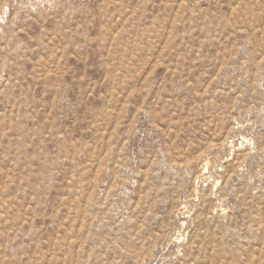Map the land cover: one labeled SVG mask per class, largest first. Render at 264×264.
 Wrapping results in <instances>:
<instances>
[{
    "label": "rangeland",
    "instance_id": "374dc122",
    "mask_svg": "<svg viewBox=\"0 0 264 264\" xmlns=\"http://www.w3.org/2000/svg\"><path fill=\"white\" fill-rule=\"evenodd\" d=\"M0 264H264V0H0Z\"/></svg>",
    "mask_w": 264,
    "mask_h": 264
}]
</instances>
